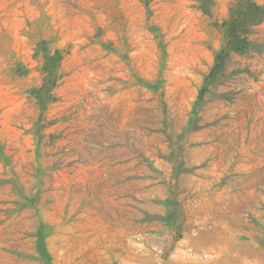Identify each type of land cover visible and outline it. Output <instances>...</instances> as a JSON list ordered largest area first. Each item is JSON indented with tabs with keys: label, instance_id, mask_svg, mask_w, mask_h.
Returning <instances> with one entry per match:
<instances>
[{
	"label": "rangeland",
	"instance_id": "1",
	"mask_svg": "<svg viewBox=\"0 0 264 264\" xmlns=\"http://www.w3.org/2000/svg\"><path fill=\"white\" fill-rule=\"evenodd\" d=\"M237 1L0 0V264H264V18L228 50Z\"/></svg>",
	"mask_w": 264,
	"mask_h": 264
},
{
	"label": "trees",
	"instance_id": "2",
	"mask_svg": "<svg viewBox=\"0 0 264 264\" xmlns=\"http://www.w3.org/2000/svg\"><path fill=\"white\" fill-rule=\"evenodd\" d=\"M240 2L241 0H238L237 4H240ZM246 3H247V12H250V14L247 15L245 18H243V20H240L241 18L232 17L226 23L227 42L225 48H227L228 50L232 49L233 46H235L238 41L237 40L238 36L236 31L239 23L242 22L243 25H245L248 29H250L253 25L260 23L264 18V7H261L253 0H247ZM222 53L219 54L218 60L223 57Z\"/></svg>",
	"mask_w": 264,
	"mask_h": 264
}]
</instances>
